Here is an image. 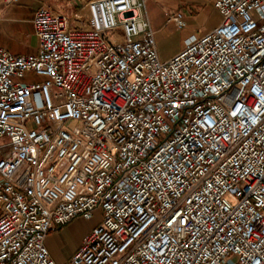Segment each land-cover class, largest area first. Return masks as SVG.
I'll return each instance as SVG.
<instances>
[{
  "label": "built area",
  "instance_id": "1",
  "mask_svg": "<svg viewBox=\"0 0 264 264\" xmlns=\"http://www.w3.org/2000/svg\"><path fill=\"white\" fill-rule=\"evenodd\" d=\"M146 4L41 7L38 53L0 48V264H58L96 212L67 264H264V0H215L168 61Z\"/></svg>",
  "mask_w": 264,
  "mask_h": 264
},
{
  "label": "crops",
  "instance_id": "2",
  "mask_svg": "<svg viewBox=\"0 0 264 264\" xmlns=\"http://www.w3.org/2000/svg\"><path fill=\"white\" fill-rule=\"evenodd\" d=\"M89 1L19 0L13 4L0 3V48L18 56L36 55L39 51L33 27L36 11L48 7L54 13L73 19ZM214 3L215 0H147L144 15L156 32L161 60L168 61L181 51L187 41L212 31L222 23ZM177 14L184 17L186 27L183 29L172 22ZM64 229L51 233L46 241L52 258L58 264H67L84 240L82 237L65 253L59 248Z\"/></svg>",
  "mask_w": 264,
  "mask_h": 264
},
{
  "label": "rangeland",
  "instance_id": "3",
  "mask_svg": "<svg viewBox=\"0 0 264 264\" xmlns=\"http://www.w3.org/2000/svg\"><path fill=\"white\" fill-rule=\"evenodd\" d=\"M101 221V213L96 212L91 220L84 218H77L72 223L64 227L62 237L60 238L59 248L63 249L65 253L68 252V248L74 243H77L82 237L86 238L91 233L94 226H98ZM71 259V258H70Z\"/></svg>",
  "mask_w": 264,
  "mask_h": 264
}]
</instances>
